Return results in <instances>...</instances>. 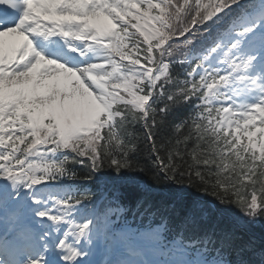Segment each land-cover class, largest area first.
Segmentation results:
<instances>
[{
    "label": "snow or ice",
    "instance_id": "snow-or-ice-1",
    "mask_svg": "<svg viewBox=\"0 0 264 264\" xmlns=\"http://www.w3.org/2000/svg\"><path fill=\"white\" fill-rule=\"evenodd\" d=\"M142 155L181 186L143 193L181 209L167 243L166 213L134 245L73 186ZM258 222L264 0H0V264H264Z\"/></svg>",
    "mask_w": 264,
    "mask_h": 264
},
{
    "label": "trees",
    "instance_id": "trees-1",
    "mask_svg": "<svg viewBox=\"0 0 264 264\" xmlns=\"http://www.w3.org/2000/svg\"><path fill=\"white\" fill-rule=\"evenodd\" d=\"M139 163L142 167L145 168V172L144 173H140V172H136V173H124L123 175L125 176H128V177H134V179H127V180H138V181H143L146 186L151 189H157V190H163L164 191V194L167 195V189L169 187L171 188H180L181 186L180 185H175V184H169L168 181H163V182H160V183H157L152 177L154 175V172H155V166L152 164L151 160L147 157V155H142L140 158H139ZM87 172V169L85 167L81 168L80 169V175H83ZM98 176H106L108 179H119V176L112 170L110 169H105L103 172L99 173ZM92 184H95L97 183V181H91ZM127 192H124V196L128 197L129 200H128V203H132V204H141L140 201H141V193H143L141 191V187L137 186V185H127ZM188 193H192L193 195L199 197V196H202L203 193L201 192H197L196 189L194 188H190L188 189ZM187 194V193H185ZM207 200H212L213 198L212 197H206ZM149 205H152L151 203H149ZM175 205V204H173ZM152 207V206H151ZM175 213L172 212V205L169 206L167 209H159V210H154L156 212H158V215L162 216V217H165L164 215H162L163 213H166L167 216H170V217H179L180 216V213H181V209L178 208L176 205H175ZM145 208V207H144ZM248 231L250 233H252L253 235L261 238L264 240V222H258L252 226H250L248 228ZM245 238H249L245 235ZM260 245H257V247H259Z\"/></svg>",
    "mask_w": 264,
    "mask_h": 264
},
{
    "label": "rangeland",
    "instance_id": "rangeland-1",
    "mask_svg": "<svg viewBox=\"0 0 264 264\" xmlns=\"http://www.w3.org/2000/svg\"><path fill=\"white\" fill-rule=\"evenodd\" d=\"M129 62V61H128Z\"/></svg>",
    "mask_w": 264,
    "mask_h": 264
}]
</instances>
